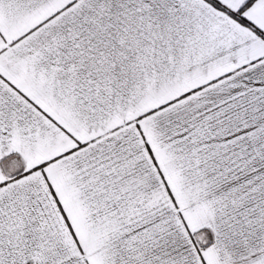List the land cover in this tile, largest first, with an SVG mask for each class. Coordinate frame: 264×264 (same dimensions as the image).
Masks as SVG:
<instances>
[{
    "label": "snow or ice",
    "instance_id": "1",
    "mask_svg": "<svg viewBox=\"0 0 264 264\" xmlns=\"http://www.w3.org/2000/svg\"><path fill=\"white\" fill-rule=\"evenodd\" d=\"M0 264H264V0H0Z\"/></svg>",
    "mask_w": 264,
    "mask_h": 264
}]
</instances>
